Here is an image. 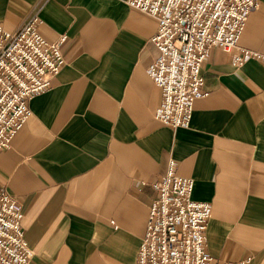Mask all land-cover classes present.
<instances>
[{"label":"crops","instance_id":"crops-1","mask_svg":"<svg viewBox=\"0 0 264 264\" xmlns=\"http://www.w3.org/2000/svg\"><path fill=\"white\" fill-rule=\"evenodd\" d=\"M38 16L49 42L65 35V65L29 101L32 116L0 152V183L22 204L28 264H137L154 184L171 159L212 204L207 248L216 261L264 264V62L233 64L211 49L205 96L189 127L156 119L163 90L155 18L127 0H0L16 31ZM239 46L264 54V0Z\"/></svg>","mask_w":264,"mask_h":264},{"label":"built area","instance_id":"built-area-1","mask_svg":"<svg viewBox=\"0 0 264 264\" xmlns=\"http://www.w3.org/2000/svg\"><path fill=\"white\" fill-rule=\"evenodd\" d=\"M158 22L152 43L157 58L147 72L163 90L156 119L173 128L189 127L195 101L205 96L202 68L211 49L231 53L233 64L249 59L264 62V54L241 48L239 40L251 11L260 0H127ZM32 17L11 31L0 24V152L32 116L29 101L47 91L65 65L63 35L49 42ZM171 159L167 172L155 182L137 264H247L246 260L216 261L207 248L212 204L193 198L195 181L176 172ZM22 204L0 183V264H28L33 256L23 227Z\"/></svg>","mask_w":264,"mask_h":264}]
</instances>
